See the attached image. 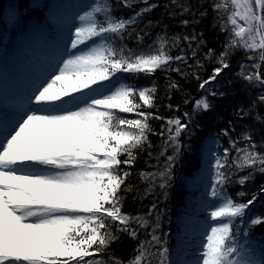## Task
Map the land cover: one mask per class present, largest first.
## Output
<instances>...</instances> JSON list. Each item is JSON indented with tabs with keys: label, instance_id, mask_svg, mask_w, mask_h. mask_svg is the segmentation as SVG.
Instances as JSON below:
<instances>
[{
	"label": "snow or ice",
	"instance_id": "snow-or-ice-1",
	"mask_svg": "<svg viewBox=\"0 0 264 264\" xmlns=\"http://www.w3.org/2000/svg\"><path fill=\"white\" fill-rule=\"evenodd\" d=\"M132 2L118 0L125 8L131 7ZM143 2L147 4L148 0ZM172 3L183 12L189 11L178 0ZM152 7L155 5L124 19L113 14L111 0L90 5L78 17L80 24L74 29L67 58L60 61L29 97L32 107L18 113L10 124L0 121V264H106L95 257L119 240L113 224L115 232L133 239L138 238L141 229L150 236V240L138 243L128 264H152L150 257H156L157 264H171L168 248L155 234L158 219L150 224L155 204L146 215L124 214L120 195L121 191L131 190L122 187L130 173L121 174L120 166L134 163L133 150H142L151 131L148 119L152 114L138 111L142 105L136 103L135 97L138 95L144 106L151 107L155 88H136L113 80L117 73L151 75L173 61L186 62L184 55L169 54V44L177 46L179 36L165 35L149 45V50L140 51L123 46L117 49L110 42L122 40L126 29ZM222 9L231 13L228 16L231 29L228 24H221V31L229 30L228 41L217 57L220 66L214 68L209 80H215L229 67L226 59L229 50L258 51V59L264 63V0H219L213 4L214 11ZM237 17L243 24L238 23ZM144 35L136 34L138 44H142ZM183 39L195 40L196 36ZM192 54L195 56V50ZM252 67L258 69L260 64ZM241 75L249 83L264 86V75L259 71ZM208 83V80L202 82L200 88ZM170 87H176L175 83ZM258 99L264 103V95ZM210 108L208 100L201 98L195 101L193 113ZM134 112L142 119L117 115ZM185 117L189 122L192 119L188 113ZM167 125L165 144L172 147L174 154L167 156L162 171L140 173L145 180L159 179L161 189H166L180 154L179 137L189 129V123L179 118L168 120ZM227 134L224 130V135ZM241 135L248 142L244 147L230 141V148H224L222 155L213 153L209 195L219 203L208 213L213 223L204 233L192 264H264V257L259 261L250 258L247 239L250 232H243L245 243H240L241 229L235 224L237 218L243 221L256 197L236 203L224 191L231 181L233 167L264 173V152L257 150L249 133ZM232 149L237 155L230 162ZM122 155L127 158L121 160ZM249 176L242 177L239 183L243 184ZM260 224H264V217H253L248 229ZM149 227L151 233L147 232ZM109 260L112 264H123L119 258L110 256Z\"/></svg>",
	"mask_w": 264,
	"mask_h": 264
},
{
	"label": "trees",
	"instance_id": "trees-1",
	"mask_svg": "<svg viewBox=\"0 0 264 264\" xmlns=\"http://www.w3.org/2000/svg\"><path fill=\"white\" fill-rule=\"evenodd\" d=\"M27 0H0L2 4L11 2L25 3ZM219 0H178L189 8L183 12L181 7L172 3V0H148L145 4L143 0H133L129 8L121 7L118 0H111L115 8L114 15L128 19L134 13L149 5H155L150 11L145 12L138 18L137 22L129 26L120 41H110L114 47L130 48L136 51L141 49L149 50L148 46L154 41L167 35V37L179 36L181 39L177 46L169 44V54L171 56L184 55L186 62H171L170 66L156 70L151 75L126 73L124 80L126 84L140 83L143 88H155L151 93L152 106H144L143 101L135 97L136 103L142 105L138 111L151 113L148 119L151 131L148 132V140L141 148L134 149L136 157L131 166L121 165V174L127 171L130 175L122 187L131 188L128 192L121 191L122 212L129 215H146L148 210L155 204L156 208L149 218L150 224H154L157 219L159 228L155 234L161 238V243L168 248L172 245V229L174 222L172 219L186 206L190 192L185 189L183 183L179 182V175L182 173L191 176L196 168V161L193 162L195 153L201 146L202 140L208 136L216 138L218 146L217 152L222 155L224 148H230V141H237L239 147H244L247 141L242 138V133L251 135L252 141L257 145V150L264 152V103L258 98L264 95V86L258 83H249L242 78L241 73H255L259 71L264 75V63L258 59V51L253 53L243 49L229 50L227 62L229 67L216 77L215 83L205 85L203 89L200 84L209 80L213 70L220 65L217 57L228 41L231 25L228 24L229 10L214 11L213 4ZM229 3V9H231ZM201 13H204L201 15ZM188 23L184 24L183 21ZM238 21V20H237ZM228 24L226 31H221V24ZM238 23L243 24L242 21ZM137 33H144L142 44L135 40ZM196 36L195 40H184L183 37ZM212 54L209 55V50ZM183 50V51H181ZM195 50V56H193ZM249 56H256V59H248ZM253 64H260V67L253 68ZM172 69H179L173 71ZM175 83L176 87H170ZM216 93L212 95L211 93ZM222 94V95H221ZM206 98L211 104L207 111L193 113L195 101ZM187 101V102H186ZM185 113L192 116L191 121H187ZM117 115L128 119H142L134 113H117ZM156 116L161 119H155ZM179 118L182 122L189 123V129L179 137L182 145L180 154L173 165L171 179L167 182L166 189L159 187V179L155 182L145 180L140 173H157L165 166L167 156L173 155L172 147L165 144L168 137L167 121ZM227 130V135H224ZM161 131L164 135H160ZM163 152V155L160 153ZM237 153L234 149L230 151L229 161ZM126 155L120 157L126 159ZM194 164V165H193ZM193 165V167H192ZM231 181L225 186V193L236 203H246L253 196L255 202L246 210V216L241 221L237 218L235 224L243 231H249L247 238L251 244L260 252L264 253V224L252 226L248 229L250 219L256 216L264 217V173L258 170L245 168L237 170L233 167L230 170ZM249 173L251 175L249 176ZM249 176L243 183H239L242 177ZM151 184V186H150ZM243 193L244 195H240ZM190 198V197H189ZM113 232L119 236V240L112 242L108 249L96 256L95 259H102L106 264H112L109 257L119 258L123 264H128L134 255L140 241L150 240L145 230L141 229L138 238L133 239L124 233ZM152 232V227L147 229ZM155 251V247L151 249ZM152 264H157L156 257H150Z\"/></svg>",
	"mask_w": 264,
	"mask_h": 264
},
{
	"label": "rangeland",
	"instance_id": "rangeland-1",
	"mask_svg": "<svg viewBox=\"0 0 264 264\" xmlns=\"http://www.w3.org/2000/svg\"><path fill=\"white\" fill-rule=\"evenodd\" d=\"M8 17L9 20L12 21V16L9 15ZM237 20L240 21L238 17ZM8 28L13 31L15 29V23L10 24ZM216 148L217 144L215 137H206L201 143L197 155L193 156V162L196 161L195 165L197 168L193 171L192 176L187 177L182 175V178L179 177V180L186 188L190 192H193V196H196L197 204H195L193 208L189 204L185 210L175 218L177 224L172 235L174 243L168 253L171 264H192L197 257V252L202 243L204 233L213 223L210 221L208 213L212 210L214 205L219 203V201L213 199L209 195L213 176L211 165L214 163L213 153H217ZM189 203H192V200H190ZM243 232L244 231L241 229L238 235V239L242 244L245 243L246 239ZM248 253L250 258L257 261L264 257V254L260 251H256L250 243Z\"/></svg>",
	"mask_w": 264,
	"mask_h": 264
}]
</instances>
